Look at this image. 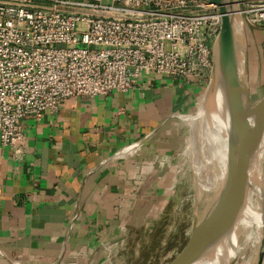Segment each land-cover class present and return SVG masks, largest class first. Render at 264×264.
<instances>
[{"label":"crops","instance_id":"crops-1","mask_svg":"<svg viewBox=\"0 0 264 264\" xmlns=\"http://www.w3.org/2000/svg\"><path fill=\"white\" fill-rule=\"evenodd\" d=\"M202 84L142 75L127 92L70 97L25 120L21 159L0 144V264H92L84 255L98 248V261L142 224Z\"/></svg>","mask_w":264,"mask_h":264},{"label":"built area","instance_id":"built-area-1","mask_svg":"<svg viewBox=\"0 0 264 264\" xmlns=\"http://www.w3.org/2000/svg\"><path fill=\"white\" fill-rule=\"evenodd\" d=\"M237 1L243 25H264V0ZM221 24L206 0H0V144L19 160L25 120L142 75L203 82Z\"/></svg>","mask_w":264,"mask_h":264},{"label":"rangeland","instance_id":"rangeland-1","mask_svg":"<svg viewBox=\"0 0 264 264\" xmlns=\"http://www.w3.org/2000/svg\"><path fill=\"white\" fill-rule=\"evenodd\" d=\"M244 30L248 57L249 99L251 104H254L264 95V25L256 27L244 25ZM239 32H236L238 37L240 36ZM213 51L214 44L212 45V56ZM209 79L210 74L207 79L203 80L202 89L197 98L207 88ZM195 106L185 115L193 114L198 104L196 108ZM180 117L176 120V129L180 138L179 147L173 154L167 174L159 179L157 187L160 194L156 199L157 203L150 207L148 216L142 224L126 227L122 238L116 241L117 244L112 248L104 250V253L102 251L103 254L98 261L95 262L94 259L96 254L100 253L98 248L92 254L84 255L87 263L170 264L188 243L194 226L212 208V198L206 189L200 188L198 184L200 172L192 167V163H189L191 162L190 158L188 159V155L185 154L190 143V141L188 143V139L191 137V128L188 124L183 123ZM262 151L263 170L260 199L262 198L264 207V144ZM201 158L198 157L199 162ZM262 204L260 202V205ZM262 248L264 252V239ZM248 260V256L242 259L245 263ZM71 264H81V261L75 258Z\"/></svg>","mask_w":264,"mask_h":264},{"label":"water","instance_id":"water-1","mask_svg":"<svg viewBox=\"0 0 264 264\" xmlns=\"http://www.w3.org/2000/svg\"><path fill=\"white\" fill-rule=\"evenodd\" d=\"M206 1L214 3L222 16L221 28L214 42L207 88L212 99L215 88L221 87L233 125L228 140L225 179L219 198L200 224H196L198 228H193L188 243L170 264H193L232 230L245 203L249 151L253 150L256 138L264 128V95L254 104L249 99L247 46L241 17L238 19L239 37L233 27L234 13L239 12L238 1ZM262 249H259L255 264H261Z\"/></svg>","mask_w":264,"mask_h":264},{"label":"bare ground","instance_id":"bare-ground-1","mask_svg":"<svg viewBox=\"0 0 264 264\" xmlns=\"http://www.w3.org/2000/svg\"><path fill=\"white\" fill-rule=\"evenodd\" d=\"M234 15L236 16L233 27L239 32V14L235 12ZM225 103V94L221 87L215 88L212 99L207 88L198 97L195 112L180 117L181 121L191 128V137L188 139L190 143L186 148L187 153H184L190 158L191 162H188L192 163V167L200 172L198 184L200 188L206 189L213 200V206L224 184L228 140L233 125ZM263 144L264 128L256 138L253 150L249 151L245 203L235 225L221 242L203 253L193 264H255L257 261V254L264 239V207L262 198L260 199ZM198 157H202L200 162ZM200 222L201 220L198 224ZM197 225L194 230L198 228ZM246 256L249 260L245 263L242 259ZM261 259L264 264V252Z\"/></svg>","mask_w":264,"mask_h":264}]
</instances>
